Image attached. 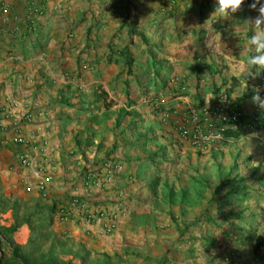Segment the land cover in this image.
Wrapping results in <instances>:
<instances>
[{"label":"crops","instance_id":"1","mask_svg":"<svg viewBox=\"0 0 264 264\" xmlns=\"http://www.w3.org/2000/svg\"><path fill=\"white\" fill-rule=\"evenodd\" d=\"M263 35L264 0L14 1L0 14V229L24 220L22 248L43 218L46 264H264V175L179 202L152 188L139 135L163 127L182 155L174 110L219 86L246 114L264 103ZM226 138L258 148L250 172L264 174V133Z\"/></svg>","mask_w":264,"mask_h":264},{"label":"rangeland","instance_id":"2","mask_svg":"<svg viewBox=\"0 0 264 264\" xmlns=\"http://www.w3.org/2000/svg\"><path fill=\"white\" fill-rule=\"evenodd\" d=\"M156 115L166 120L170 118L168 109L160 106L155 111ZM152 129V128H150ZM145 130L140 132V142L143 144V148L147 151H152L151 157L144 156L141 160V164H145L146 171L153 172L155 176H160L161 181L152 180L151 186L153 189L158 187L161 189V196L170 195L171 198L180 200L179 202L186 201L196 203V201L205 200V202H213L216 197L223 198L229 193H232L230 187L235 183L241 181H249L250 179H258L264 175L263 173H257L256 170L250 172V166L252 165V159L256 154H259L258 148L249 149L240 143L238 138L235 139H223L212 145L195 147L188 144L189 148L193 150H187L182 155L179 151H182L183 142L172 140L169 135L170 132L165 131L163 127H159L156 130ZM150 131V133H149ZM154 135V136H153ZM161 140V141H160ZM136 143H133L135 145ZM1 147V146H0ZM142 149V147H140ZM176 148L179 150H168ZM155 153V154H152ZM157 155V156H154ZM253 156V158H251ZM184 166L181 169L189 170L187 173L186 188H182L177 192L170 191L167 187L169 175L175 176L173 181H180L179 176H182L179 172H171L173 167ZM153 179V178H152ZM165 193V194H163ZM155 208L161 206V203H156ZM41 218V217H40ZM43 219V218H41ZM33 224L31 232L27 238L26 246H22L20 254L25 259L26 264H46L48 257L51 253H44L40 250L41 243L46 237L40 233V229L44 224V221ZM11 237V236H10ZM8 238L11 242L10 245L2 246L0 253L6 257H11L13 254L11 238Z\"/></svg>","mask_w":264,"mask_h":264},{"label":"built area","instance_id":"3","mask_svg":"<svg viewBox=\"0 0 264 264\" xmlns=\"http://www.w3.org/2000/svg\"><path fill=\"white\" fill-rule=\"evenodd\" d=\"M14 1L16 0H0L2 17L10 11ZM33 1L26 0L27 3ZM174 1L170 0L171 3ZM228 13L233 14L232 11ZM257 48L264 51V35L258 40ZM156 97L160 101L164 97L163 91L157 92ZM173 113L177 115L175 126L179 135L195 147L208 146L221 141L227 137V132L264 133L263 101L256 100L252 111L246 114L224 86H219L214 92L207 93L197 104L187 106L181 111L174 110ZM23 118L28 120L29 116L24 115ZM23 118L13 119L14 124L17 125ZM19 141H22V138H19ZM20 158L22 162H27L25 156ZM48 180L50 176L45 178V182Z\"/></svg>","mask_w":264,"mask_h":264},{"label":"trees","instance_id":"4","mask_svg":"<svg viewBox=\"0 0 264 264\" xmlns=\"http://www.w3.org/2000/svg\"><path fill=\"white\" fill-rule=\"evenodd\" d=\"M236 134L237 133L235 132H227L226 136H234ZM49 211L52 212L53 209L51 208ZM25 220L28 222L30 218H26ZM23 221L24 220L16 222L10 225L9 227L0 229V248L2 246L6 247L7 245L11 244L8 238L12 235V233L17 228V226H19ZM12 249H13V254L11 257H6L2 253H0V264H26L25 259L23 258L24 255L22 256V254L19 253L21 250L19 245H12Z\"/></svg>","mask_w":264,"mask_h":264}]
</instances>
